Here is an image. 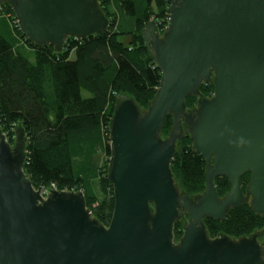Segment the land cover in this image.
I'll list each match as a JSON object with an SVG mask.
<instances>
[{
    "label": "water",
    "instance_id": "water-1",
    "mask_svg": "<svg viewBox=\"0 0 264 264\" xmlns=\"http://www.w3.org/2000/svg\"><path fill=\"white\" fill-rule=\"evenodd\" d=\"M168 2L162 33L153 21L140 33L161 77L153 100L145 110L127 95L114 101L107 168L114 205L107 225L92 216L81 191L44 195L34 188L23 170L21 123L12 146L0 128V264H264V225L250 236L210 238L203 222H221L245 203L264 219V0ZM3 4L28 42L56 53L70 38L110 27L98 0ZM206 83L213 93L201 97ZM189 96L198 98L192 110L185 106ZM185 136L205 163V190L194 198L179 191L170 168ZM222 176L230 189L219 198L214 181Z\"/></svg>",
    "mask_w": 264,
    "mask_h": 264
},
{
    "label": "trees",
    "instance_id": "trees-1",
    "mask_svg": "<svg viewBox=\"0 0 264 264\" xmlns=\"http://www.w3.org/2000/svg\"><path fill=\"white\" fill-rule=\"evenodd\" d=\"M98 2L110 21L108 32L84 40L70 38L61 53L54 52L52 46L28 42L14 23L10 7H0V128L10 142L14 125L21 123L26 138L23 170L34 188L81 191L92 216L107 225L114 205L107 180L108 124L114 101L119 95H127L145 110L153 100L161 77L140 33L150 21L162 33L169 2ZM82 92L88 97H83ZM199 93L210 97L213 86L203 84ZM197 99L186 98V109L192 110ZM171 124L167 116L161 136L169 135ZM180 146L171 172L179 191L194 198L205 190V164L191 151L189 137H184ZM100 155L105 159L97 169L95 182L84 185L75 163ZM247 182L245 174L240 183L244 187ZM214 183L219 198L230 189L226 177H218ZM204 224L210 238L218 234L240 238L261 230L264 219L255 216L250 204L245 203L230 210L223 221L206 219ZM181 225H174L175 242L182 236Z\"/></svg>",
    "mask_w": 264,
    "mask_h": 264
},
{
    "label": "rangeland",
    "instance_id": "rangeland-1",
    "mask_svg": "<svg viewBox=\"0 0 264 264\" xmlns=\"http://www.w3.org/2000/svg\"><path fill=\"white\" fill-rule=\"evenodd\" d=\"M2 15H3V13L0 16H2ZM7 18H10V16L7 15ZM15 22L16 21L14 18V23ZM82 95H83V97H88V94L85 92H82ZM13 143H14V141L12 138V141H10L9 144L12 146ZM104 159H105L104 156L100 155L94 159L93 158L82 159V160H79L78 162L75 163L76 169L78 171L82 172L81 177L84 179V185H87L88 183H94L95 182L97 171H98L97 169L103 165Z\"/></svg>",
    "mask_w": 264,
    "mask_h": 264
},
{
    "label": "flooded vegetation",
    "instance_id": "flooded-vegetation-1",
    "mask_svg": "<svg viewBox=\"0 0 264 264\" xmlns=\"http://www.w3.org/2000/svg\"><path fill=\"white\" fill-rule=\"evenodd\" d=\"M186 137V136H185ZM188 137V136H187ZM205 164V163H204ZM222 177H224V176H222ZM241 184V183H240ZM230 185V184H229ZM247 185V184H246ZM241 187H242V191H243V193L245 194V189H246V186L243 188V186L241 185ZM227 194V193H226ZM224 197V196H223ZM223 197H221V198H223ZM185 218H187V217H185ZM207 219V218H206ZM206 219H204V220H206ZM204 220H203V222H204ZM211 220V219H210ZM205 225V224H204ZM207 231V230H206ZM219 235H223V234H218V236ZM227 236V235H226ZM229 237V236H228ZM213 238H216V237H213ZM230 238H232V237H230ZM232 239H234V238H232Z\"/></svg>",
    "mask_w": 264,
    "mask_h": 264
},
{
    "label": "built area",
    "instance_id": "built-area-1",
    "mask_svg": "<svg viewBox=\"0 0 264 264\" xmlns=\"http://www.w3.org/2000/svg\"><path fill=\"white\" fill-rule=\"evenodd\" d=\"M165 28V27H164ZM51 190H55V188L54 187H51L49 190H47V191H43L42 190V192H43V194L45 195V194H47L49 191H51Z\"/></svg>",
    "mask_w": 264,
    "mask_h": 264
}]
</instances>
